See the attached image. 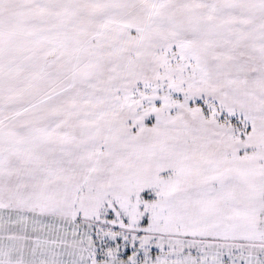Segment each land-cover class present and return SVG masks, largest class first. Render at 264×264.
<instances>
[{
    "label": "snow or ice",
    "instance_id": "6c2138e0",
    "mask_svg": "<svg viewBox=\"0 0 264 264\" xmlns=\"http://www.w3.org/2000/svg\"><path fill=\"white\" fill-rule=\"evenodd\" d=\"M0 264H264V0H0Z\"/></svg>",
    "mask_w": 264,
    "mask_h": 264
}]
</instances>
